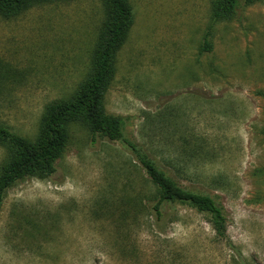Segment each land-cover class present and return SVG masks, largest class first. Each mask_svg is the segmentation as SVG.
<instances>
[{
    "label": "rangeland",
    "instance_id": "374dc122",
    "mask_svg": "<svg viewBox=\"0 0 264 264\" xmlns=\"http://www.w3.org/2000/svg\"><path fill=\"white\" fill-rule=\"evenodd\" d=\"M216 0H128L105 114L178 185L222 207L227 231L154 188L122 140L71 127L51 177L20 180L0 211V264H264V0L217 21ZM104 0L0 14V127L35 142L47 108L93 75ZM0 144V173L14 157Z\"/></svg>",
    "mask_w": 264,
    "mask_h": 264
},
{
    "label": "trees",
    "instance_id": "16d2710c",
    "mask_svg": "<svg viewBox=\"0 0 264 264\" xmlns=\"http://www.w3.org/2000/svg\"><path fill=\"white\" fill-rule=\"evenodd\" d=\"M55 0H0V14L17 16L27 8ZM241 0H216L213 18L217 21L232 16ZM109 20L98 46L95 68L90 80L67 101L56 102L47 108L41 135L32 142L0 127V144L14 152L13 159L0 173V211L7 191L29 176L51 177L56 172V160L62 156L69 143L71 127L82 125L93 140L98 136L122 140L136 155L145 170L148 186L154 188L150 209L161 220L167 205L187 204L208 215L216 234L224 237L227 231L222 207L209 195L189 191L166 175L156 163L140 152L137 146L124 139L122 119L105 114L104 97L116 74L117 52L125 43L134 22V12L128 0H104Z\"/></svg>",
    "mask_w": 264,
    "mask_h": 264
}]
</instances>
